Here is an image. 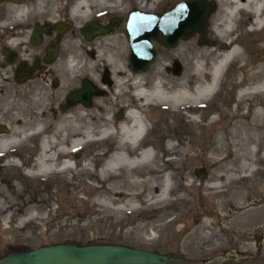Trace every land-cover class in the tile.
<instances>
[{
	"label": "rangeland",
	"instance_id": "rangeland-1",
	"mask_svg": "<svg viewBox=\"0 0 264 264\" xmlns=\"http://www.w3.org/2000/svg\"><path fill=\"white\" fill-rule=\"evenodd\" d=\"M73 1H59L60 6L54 11L51 20L52 26L69 21L68 11ZM177 1L180 0L160 2L146 10L141 7L150 6L145 0L140 4L139 0H120L121 10L105 8L78 26L71 23L70 28L61 35V48L56 52V59L70 53V45L64 46V41L68 42L70 36L77 37L82 50L93 47L94 40L99 37H117L121 52L117 62L122 70L134 77L136 74L128 68V43L123 34L126 13L133 7L144 12H161ZM210 1L214 3V8L205 18L203 41L207 43H199L198 32L179 39L173 47L152 40L155 56L144 69L145 72L137 73L147 76L142 87L149 89L159 80L165 82L168 78L169 81L178 78L184 70L190 72L198 62L194 57L203 50L202 47L221 55L223 50H218L220 44L228 45L235 39L240 43L235 44L239 55L230 67L223 70L217 95L205 104L195 108L173 109L155 103L144 108L148 132L143 143L149 145L147 149L154 156V162L151 163L154 169L149 173L128 174L121 171L118 176H100L104 163L117 146L114 137L105 143L101 142L104 133L112 129L111 125L103 126L100 117L119 123L128 110L132 107L136 109L135 105L142 102L141 98L132 96L135 89H126L123 97H119L123 98L120 105L107 104L108 113L98 112L100 120L91 127L97 132L88 133L86 140L79 141L82 145L68 153L66 161L69 168L60 172L28 175L27 171L37 172L35 160L40 152V141L44 136L51 135L55 118L69 115V110L75 106L81 112L93 108L92 102L90 107L74 104L65 111L59 110L67 92L80 87L82 78L90 80L88 76L92 72L83 68L72 80L68 79L63 66H55L57 69L41 72L22 82H16L13 78L3 82L5 79L0 75V96L5 90L18 95L19 90L24 91L37 82V89L49 95L42 98L44 115L53 118L51 127L15 145L8 155L0 154V257L9 251L71 242L78 245L119 244L148 249L171 257L172 264L264 262V95L238 97L242 91L264 83V74L260 79H251L258 71H264V26L258 28L259 23L252 25L255 18L238 13L233 31L220 41L212 25L220 22L225 7L218 0ZM31 2L27 5L29 14L35 8V2ZM139 5L141 8H138ZM3 11L4 6L1 4L0 21ZM112 18L119 19L112 24L113 29L91 42L79 33V29L89 21L107 25ZM33 25L44 27L45 30L52 29L44 18L28 15L23 27L11 30L0 28V38L27 32L22 45L25 48ZM182 46L190 48L189 53L181 54ZM90 56L93 57V53ZM183 59H188L189 68L184 66ZM215 59L213 55L204 61L202 82L211 80V66L217 61ZM55 60L48 62L40 71L48 70ZM159 63L164 66L163 69ZM157 70H161L159 76L155 75ZM95 75L101 82L93 85L103 90V94L96 98H111L113 101L116 89L110 71L101 67L95 70ZM65 79L72 82L69 87H65V83L61 85V80ZM188 81V90L195 89L198 83L195 78L190 77ZM13 99L28 106L39 98H0V139L15 136L9 129L12 125L18 130L28 127L23 123L8 124L10 113L14 110L4 113L3 107ZM125 105L129 106L123 107ZM27 116L29 118V115H25L24 119ZM28 131L24 130V133ZM255 139H258L257 146H254ZM170 144L172 149H168ZM250 150H253L252 160L246 157ZM8 160L17 161V164H7ZM245 162H251L249 168L254 170L251 174L247 170L242 171ZM145 178L148 179L147 184L141 183ZM120 180L125 186L121 187L122 194L119 196L115 189ZM165 183L171 184L168 193L162 191ZM150 185L154 187L149 188ZM160 198H166V202L155 203ZM128 201L135 209L118 213V208Z\"/></svg>",
	"mask_w": 264,
	"mask_h": 264
},
{
	"label": "bare ground",
	"instance_id": "bare-ground-1",
	"mask_svg": "<svg viewBox=\"0 0 264 264\" xmlns=\"http://www.w3.org/2000/svg\"><path fill=\"white\" fill-rule=\"evenodd\" d=\"M31 1L35 2V8L33 7L34 10L29 14L30 9L28 10L27 5L32 3ZM59 1L60 0H8L2 2V4H5L2 16L3 19L0 21V28H6L5 30H11L16 27H23L28 20V15H31V17L33 18H44L47 21V24H51V20L54 18V11L58 8V6H60ZM142 1L143 0H139V4ZM145 1L149 2L150 6L146 7L139 5L138 8L144 7V9L146 10L152 9L158 3L167 0ZM218 1L222 6L225 7L224 15L219 20V23H214L212 25V30L215 36L219 38L220 41L225 40L229 36V33L233 31L234 25L237 22L238 13H241V15L247 14L255 18L254 22H252V25L259 23L260 27L258 28H262L264 26V0ZM121 5L122 3L120 2V0H74L68 11V22H70V24L73 23L78 26L93 15L100 13L105 8H110L114 11L121 10L123 9L121 8ZM178 15L176 16L175 20H177V18H186V16H188V13L178 12ZM178 24L180 23L172 22L171 24H169V26L175 27ZM26 36L27 32H21L16 36L17 39H14L12 44L17 41H19L20 43H25ZM98 36L100 35L94 36L89 41H93ZM99 38L94 40L93 47H89L86 50H82V45L78 43L76 36L73 35L67 38L68 42L64 41V46L66 47L67 44L70 45V53L67 54L66 57L59 58L50 67V71L52 68L57 69L55 68V66H63L67 73L68 79L74 80L75 77L78 75L77 72L79 70H82L83 68L89 69L92 73L88 76V78L93 84L97 85L99 82H101V79L98 80L97 76L95 75V70L101 67L105 68L106 70L108 69V71H110V73L112 74V79L114 83L113 87L116 89V91L114 92L115 97L112 98L113 101H111V98H96V96L99 95H95V97L94 95H92V97H90V104L85 106L90 107L93 102L92 109L81 112V109L78 106H75L69 110V115L63 114L60 117H54L55 120L53 122H55V127L52 130L51 135L44 136L40 141V152L37 159L35 160V167H37V172L27 171L26 173L28 175H42L48 174L53 171L60 172L65 171L67 168H69L67 164L68 161H66L68 153L71 150L76 149L79 145H82V143H79V141L86 140L88 133L95 134L97 132L91 127H94L93 124H95V122L99 121L100 119L104 122L102 124L103 126L111 125L110 127L112 129L111 131H107L106 133H104L105 136H102V138H104L101 140V142L105 143L112 137L117 139L116 151L113 152V154L104 163L100 171V176L102 178H107L111 175L118 176L120 175L121 171H126L128 174H145L146 172H151L154 169L151 164L152 162H154L153 153L149 152L148 149H145V147L143 149H140V152H138V154L136 153L137 149H139L138 147L140 146V144L144 142L145 136L148 132V126L146 125L147 123H145L144 121V108L155 103L167 105L168 107L170 106V108L173 109H180L185 107L195 108L199 105L205 104L208 99L217 95L218 86L220 84L223 70L225 71L228 67H230L232 65V61L234 62V58L239 55L238 49L235 47V45L231 46L232 43L240 44L235 39L233 41L231 40L232 43H228V45L226 44L221 46L220 44L218 50H223V53L221 55L214 53L212 50L210 51L207 47H202L203 50L194 57V59L198 60V62L195 64V66H193L190 72L184 70L181 74H179L178 78H172L169 81H167V78L165 82L159 80L153 86L151 85L149 89H146L142 87V85L144 84L145 78H147V76L137 74L140 73V71L145 72L144 70L133 72L129 69L131 73L136 74L134 77H130V75H128L124 70H122L121 65L117 62L121 58L118 38ZM109 42H112V44H109ZM199 43L207 42L201 41ZM189 50L190 48L182 46L181 54L184 55L186 53H189ZM92 53L93 57L90 56V54L92 55ZM213 55L214 57H216L215 60L217 61L214 62L211 66V80L209 82H202V77L204 76V61H206L208 58H212ZM84 57H87V59H84ZM12 63L13 62L7 64ZM183 64L184 66L189 68L188 59H183ZM158 65L162 67L161 69L164 68L161 63H159ZM160 71L161 70H157L155 75L159 76ZM12 72L13 68H11L10 66L0 65V75L3 76V78L5 79L3 82L11 80ZM263 74L264 71H258L255 75L252 76L251 79L255 80L261 75L263 76ZM190 77H194L195 80L198 82L195 89L191 91L188 90V85L190 83V81H188V78ZM68 79L61 80V85L65 83V87H69L72 82ZM165 84L169 85L166 86ZM33 85L35 86L26 88L24 91L23 89L19 90L18 95L15 93L14 95H12L9 93V91L7 92V90H5L4 93L0 96V98H39L37 100H33L28 106L25 105L26 103L24 102L18 103V100L15 99L5 103L3 107L4 113H7V110L9 111V113L11 112V110H14L10 113V117L8 116L10 118L8 124H11V122L13 124L23 123L28 125V127L18 130L16 129L15 125L10 126L9 129L13 134H15V136H13L14 138L10 136L8 139H0V154L2 155H8L10 150L15 145L28 140L30 137H34L42 133L47 128L51 127V124L53 123L51 121L53 118L50 115H44L45 107L41 108L44 102L43 97H49V95H47V93H44L42 90L39 91L37 89V82L33 83ZM126 89H135V92H133L132 96L134 95L135 99H142V102L139 105H135L136 109L128 110L125 114V117L119 123H112L111 120L105 119L104 117L103 119L102 117H100L99 119L98 112L108 113L110 111L109 108L107 109V107H105L107 104L120 105L123 102V98L119 97H123L126 92ZM253 95H264V83H259L255 87L242 91L238 94V97H253ZM128 106L125 105L123 107ZM25 115H29V118L27 116V119H24ZM139 118L144 123V132L141 136H138V133L140 131L136 129L138 127V124H140ZM24 130L30 131L24 133ZM16 136H18V138H15ZM257 144L258 139H255L254 146H257ZM172 148V144L168 145V149ZM251 155H253V150L248 151L246 157L251 159ZM16 162L17 161L8 160L6 163L17 164ZM250 164L251 162H245L244 164H242V171L245 172L247 170L251 174L254 170L249 168ZM147 182V178L141 180V183L143 184H147ZM118 183V187L115 190L117 191L116 194L120 196V194H122V190L120 189L125 185L124 183H122L121 180ZM151 187H154V185L149 186V188ZM162 188L161 189L163 193H168L171 189V184L165 183L164 185H162ZM137 194L138 193H136L135 195ZM165 199L166 198H160L156 200L155 203H163ZM129 203L130 201L124 203L121 208H118V213L124 210H134L135 208L132 207V205H130Z\"/></svg>",
	"mask_w": 264,
	"mask_h": 264
},
{
	"label": "water",
	"instance_id": "water-1",
	"mask_svg": "<svg viewBox=\"0 0 264 264\" xmlns=\"http://www.w3.org/2000/svg\"><path fill=\"white\" fill-rule=\"evenodd\" d=\"M4 1L8 0H0V3ZM213 8L214 3L210 0H180L161 12H144L135 7L131 8L126 13L123 28V34L128 43V68L133 72L146 69L155 56L152 40L164 46L173 47L180 38H186L194 32H198L199 42L203 41L205 18ZM178 12L188 13V16L175 20ZM118 20V18H112L109 20L111 24L107 25L89 21L79 29V33L85 40H91L96 35L111 31L112 24ZM172 22L180 24L175 27L169 26ZM70 26L71 24L65 21L56 23L52 28L60 33L69 29ZM41 30H45V28L38 25L33 26L30 38L32 44H36ZM55 55L56 47L54 45L47 46L44 62H50ZM5 56L6 63L13 61L11 52H5ZM34 66H36V62L27 69H24L22 65L19 66L15 80L17 82L25 80L28 74L33 71ZM102 94V89L93 85L87 78H82L80 87L68 91L64 96L59 110L65 111L76 103L87 106L90 104L92 95L100 96ZM0 264H172V258L156 251L119 244L78 245L71 242H57L27 250L6 252L0 257ZM217 264H264V262L238 261Z\"/></svg>",
	"mask_w": 264,
	"mask_h": 264
},
{
	"label": "flooded vegetation",
	"instance_id": "flooded-vegetation-1",
	"mask_svg": "<svg viewBox=\"0 0 264 264\" xmlns=\"http://www.w3.org/2000/svg\"><path fill=\"white\" fill-rule=\"evenodd\" d=\"M2 3H0L1 5ZM5 3L2 5L4 6ZM49 26H52L51 24H48ZM34 26V25H33ZM47 26V25H46ZM41 27V26H40ZM53 27V26H52ZM50 28V27H49ZM33 29V27H32ZM63 32L57 33L53 28L48 30H41L37 37L36 44H32L30 42L32 31H30L27 41H26V47L22 48V45L24 43H20L19 41L12 44L14 39H17L16 36H8L4 39L0 38V65L10 66L13 68V72L11 74V78L15 80L16 71L19 66H23L26 68H30L33 66L34 62H36V66H34L33 71H31L26 79H30L36 74H41V72H50V67L52 66L50 64V67L47 68L48 70L40 71L42 68H45L46 62H44V57L46 54V47L50 45H54L56 47V52L59 51L61 48V42L60 38ZM62 47H63V40H62ZM11 52L13 54V63L7 64L5 62L6 56L5 52ZM41 52V54H40ZM56 59V56L50 61ZM59 59V57L55 60V62ZM49 62V63H50ZM53 62V64L55 63ZM16 81V80H15ZM17 82V81H16ZM55 83V82H54Z\"/></svg>",
	"mask_w": 264,
	"mask_h": 264
}]
</instances>
